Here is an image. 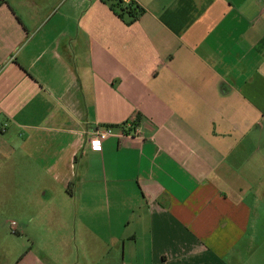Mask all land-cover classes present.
I'll return each instance as SVG.
<instances>
[{
    "label": "crops",
    "instance_id": "0c3cea01",
    "mask_svg": "<svg viewBox=\"0 0 264 264\" xmlns=\"http://www.w3.org/2000/svg\"><path fill=\"white\" fill-rule=\"evenodd\" d=\"M132 1L0 0V264H264V0Z\"/></svg>",
    "mask_w": 264,
    "mask_h": 264
},
{
    "label": "built area",
    "instance_id": "2783aa9c",
    "mask_svg": "<svg viewBox=\"0 0 264 264\" xmlns=\"http://www.w3.org/2000/svg\"><path fill=\"white\" fill-rule=\"evenodd\" d=\"M6 125V124H5ZM123 130L121 133L115 132L114 126H105V127H98L96 130L93 131L92 134V146L94 149H101L102 142L115 135H126V136H140L141 130L138 127L133 126L130 123H123ZM11 225L14 228L16 225V221H11ZM15 231V230H13Z\"/></svg>",
    "mask_w": 264,
    "mask_h": 264
},
{
    "label": "trees",
    "instance_id": "16d2710c",
    "mask_svg": "<svg viewBox=\"0 0 264 264\" xmlns=\"http://www.w3.org/2000/svg\"><path fill=\"white\" fill-rule=\"evenodd\" d=\"M110 8L127 24H132L144 12V8L132 0H104Z\"/></svg>",
    "mask_w": 264,
    "mask_h": 264
}]
</instances>
